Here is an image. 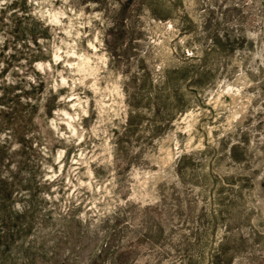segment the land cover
Segmentation results:
<instances>
[{
    "label": "rangeland",
    "instance_id": "374dc122",
    "mask_svg": "<svg viewBox=\"0 0 264 264\" xmlns=\"http://www.w3.org/2000/svg\"><path fill=\"white\" fill-rule=\"evenodd\" d=\"M0 264H264V0H0Z\"/></svg>",
    "mask_w": 264,
    "mask_h": 264
}]
</instances>
